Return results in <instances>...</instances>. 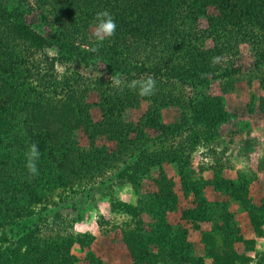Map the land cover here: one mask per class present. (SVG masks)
I'll return each mask as SVG.
<instances>
[{
	"label": "trees",
	"instance_id": "obj_1",
	"mask_svg": "<svg viewBox=\"0 0 264 264\" xmlns=\"http://www.w3.org/2000/svg\"><path fill=\"white\" fill-rule=\"evenodd\" d=\"M17 1L29 6L31 0ZM33 1L42 8V15L48 11L53 16L50 32L45 37L19 19L21 11L18 7L6 11L8 6L0 0L5 9L0 17V120L3 115L5 120L2 121L11 124L4 135L0 129V264H76L71 246L83 244L74 236L71 225L60 221L56 215L50 225L55 230L50 228L47 236H41L39 229H33L11 242L7 231L17 220L33 214L29 206L35 203L43 206L50 198H45V193L51 194L60 188L81 194L91 188L90 183L104 171L117 164L119 169H126L116 177L135 189L139 188L136 169L130 160L137 153H144L148 143L145 129L151 126L152 118L168 106H178L183 111L190 109L191 103L185 104L177 97L175 88H207L210 80L237 79L240 69L234 67L231 58L237 55L242 42L252 47L255 71L264 64V0ZM209 7L216 8L219 14H208ZM102 10H108L114 17L116 33L103 42H91L88 27L93 25L95 14ZM201 17L206 19L207 26L199 29L196 25ZM208 42L210 47H205ZM54 47L59 49L60 55L49 59L44 52ZM93 48L97 50L93 51ZM214 57L221 59L213 64ZM100 60L109 65L110 77L115 73L122 76L124 85L121 89L111 83L104 87L93 83L92 89L98 92L102 114L101 123L95 124L89 116L91 105L84 99L83 87L87 85L75 75L59 79L55 62L72 61L87 67ZM149 76L156 81L151 96L141 97L126 86L133 80ZM260 86L264 88L263 78ZM142 100L149 102V107L138 124L122 119L127 106L136 107ZM113 121L119 126L115 133L105 129L110 126L107 123ZM76 126H81L89 138L107 134L119 145V152L115 150L113 155L106 156V160L84 154L68 132ZM202 126L197 131L190 130L192 134L187 139L186 150L214 142V124L205 117ZM33 143L40 151L36 161L38 174L34 177L25 167V153ZM159 158L156 156L152 164L158 163ZM105 181L101 188L111 197L109 184L112 177ZM184 183L187 185L186 181ZM157 184L158 192L138 200L135 206L113 198L111 201L112 211L125 214L131 222H136L143 214L151 220L146 223L148 231L140 220L135 228L125 232L127 237L135 239L130 250L134 264H196L183 245L175 253L166 243L173 231L169 232L163 214L170 209L165 200L166 187L161 182ZM187 190H191L190 186ZM242 204L249 210L256 235H262V224L257 216L259 207ZM196 211L199 215L198 207L186 211L183 221L191 220V213L195 215ZM223 212L205 219L212 223V232L209 233L212 239L226 243L216 258L217 262L224 264L225 256L233 251L231 243L240 238L233 216ZM156 241L166 247L154 255L150 247L158 245Z\"/></svg>",
	"mask_w": 264,
	"mask_h": 264
},
{
	"label": "rangeland",
	"instance_id": "obj_2",
	"mask_svg": "<svg viewBox=\"0 0 264 264\" xmlns=\"http://www.w3.org/2000/svg\"><path fill=\"white\" fill-rule=\"evenodd\" d=\"M2 1L8 6L6 11L18 7L22 22L42 36L48 35L53 20L51 13L46 11L43 14V22V10L34 1L31 0L29 6L18 4L17 0ZM3 4L0 3V17L5 10ZM207 11L213 16L219 14L214 7H209ZM196 26L205 28L206 19L201 17ZM87 31L89 41H94L93 25ZM205 47H210V43ZM44 53L49 59L60 55L56 47ZM231 61L236 69H240L236 80H210L207 88L177 87L175 95L185 104L191 103L190 109L183 111L181 107L168 106L152 118L151 126L145 129L148 143L144 153H137L130 160L136 169L139 188L135 189L130 183L116 177L117 173L120 175L126 169H119L117 164L104 171L102 176L90 183L91 188H86L81 194H74L67 189H54V193H45V198H50L44 201L43 206L40 203L29 206L33 214L17 220L15 226L7 231L9 241L33 229H39L41 236L49 235L52 229L55 230L50 225H53L52 217L56 215L60 221L71 225L74 236L83 244L71 246L70 252L77 259L76 264H134L130 250L135 239L127 237L125 232L135 228L140 220L148 231L146 223L151 220L143 214L136 222H131L125 214L112 211L111 201L113 198L114 201L135 206L138 200L157 193V183L161 182L166 187L165 200L170 209L162 214L169 232L173 231L166 241L171 252L178 253L184 247L195 258L196 264H223L217 262L216 258L223 252L226 243L212 239L209 235L212 223L205 218L215 217L225 211L233 216L240 239L231 243L233 251L225 256L224 264L264 263V88L260 86V79H264V64L255 71V54L251 45L244 42L240 43L238 53ZM109 71V65L102 60L87 67L72 61L55 62V73L59 79L75 75L87 85L83 87L84 99L85 103L91 105L89 116L95 124L101 123L102 114L98 92L92 89L93 83L97 82L100 87L110 84ZM95 73H99V77L93 75ZM148 107L149 102L143 100L136 107L127 106L122 119L127 123L138 124ZM205 117L214 124V142L186 150L187 139L192 134L190 130L203 128L202 120ZM2 120H5L3 115ZM2 120L0 129L4 135L5 129L11 124ZM107 125L110 126L105 129L112 133L119 127L117 121ZM68 132L72 134L79 150L93 159L103 157L106 160V156L113 155L115 150L119 152V145L107 134H96L89 138L81 126ZM156 156L160 157L159 162L152 164ZM127 171L131 174L130 170ZM109 177H112L109 184L111 197L101 188ZM184 181L187 185H184ZM189 186L191 190H187ZM242 203L248 204V207H259L257 216L262 224V235H256L249 210ZM196 207L200 214L197 211L195 215L191 213V220L183 221L185 212ZM59 227L61 229V225ZM156 242L158 245L150 247L154 255L166 247L161 241Z\"/></svg>",
	"mask_w": 264,
	"mask_h": 264
},
{
	"label": "clouds",
	"instance_id": "obj_3",
	"mask_svg": "<svg viewBox=\"0 0 264 264\" xmlns=\"http://www.w3.org/2000/svg\"><path fill=\"white\" fill-rule=\"evenodd\" d=\"M117 30V24L114 17L110 14L108 10H102L95 14L93 19V31L92 37L97 42H103L105 39L112 38ZM96 51V48L92 49ZM220 57H214L212 59V63H218L220 61ZM102 67V66H100ZM63 71V69H61ZM99 77V73L93 74ZM110 83L115 88H121L124 85V80L119 73H115L111 77H109ZM130 90L137 91V94L141 97L151 96L154 94L156 89V81L149 76L147 79L133 80L126 85ZM26 156V165L28 172L33 177L38 174V169L36 165V161L40 157V151L38 145L33 143L29 146V150L25 153Z\"/></svg>",
	"mask_w": 264,
	"mask_h": 264
}]
</instances>
